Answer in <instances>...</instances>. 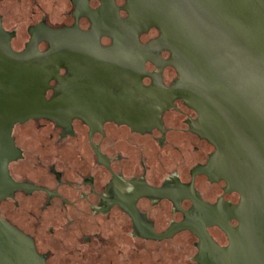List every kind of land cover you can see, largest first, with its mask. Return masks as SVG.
<instances>
[{"label": "flooded vegetation", "instance_id": "flooded-vegetation-1", "mask_svg": "<svg viewBox=\"0 0 264 264\" xmlns=\"http://www.w3.org/2000/svg\"><path fill=\"white\" fill-rule=\"evenodd\" d=\"M133 9L130 0H0L2 25L17 52L42 37L35 30L92 35L59 49L57 77L45 93L59 102L58 119L30 118L11 133L20 153L9 173L26 187L8 190L0 214L33 238L47 264H171L162 257L171 255L174 239L190 248L188 264H201V239L192 230L164 239L151 232L210 222L203 203L240 202L215 169L203 171L216 147L196 131L199 113L171 91L181 75L166 64L172 52L154 43L161 30L141 22L125 27ZM116 30L153 45L146 74L136 71L141 57L134 55L127 57L133 71L105 76V48ZM37 48L47 52L51 44L40 39ZM139 79L156 91L144 105L125 90ZM230 223L239 225L235 218ZM206 230L220 247L230 245L218 224Z\"/></svg>", "mask_w": 264, "mask_h": 264}, {"label": "water", "instance_id": "water-1", "mask_svg": "<svg viewBox=\"0 0 264 264\" xmlns=\"http://www.w3.org/2000/svg\"><path fill=\"white\" fill-rule=\"evenodd\" d=\"M130 1L134 9L125 27L141 22L161 30L154 43L172 52L166 64L181 75L171 91L199 113L196 131L216 147L203 171L215 169L228 191L241 196L237 205L203 203L201 212L210 222L174 224L150 236L164 239L189 229L201 239V264H264V0ZM37 32L42 37L17 52L0 17V202L9 189L26 187L9 173V163L20 153L11 135L13 126L30 118L58 119L59 102L45 93L57 77L59 49L92 38L75 28ZM112 36L114 44L105 48V76L133 71L127 57L134 55L141 57L136 71L146 74L144 64L153 45H143L131 32L116 30ZM40 39L50 42L47 52L37 48ZM66 52L61 55L69 56ZM125 90L140 95L142 105L156 93L140 79ZM231 218L239 221L237 227ZM207 224L221 226L230 245H217ZM0 264H47L33 238L1 214Z\"/></svg>", "mask_w": 264, "mask_h": 264}, {"label": "rangeland", "instance_id": "rangeland-1", "mask_svg": "<svg viewBox=\"0 0 264 264\" xmlns=\"http://www.w3.org/2000/svg\"><path fill=\"white\" fill-rule=\"evenodd\" d=\"M190 248L185 245V243L180 240L174 239V246L171 255H165L162 257V262L167 261L171 264H188V257L192 254L189 250Z\"/></svg>", "mask_w": 264, "mask_h": 264}]
</instances>
